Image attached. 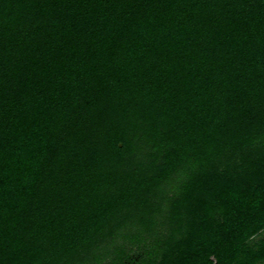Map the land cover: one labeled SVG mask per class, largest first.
<instances>
[{
    "label": "trees",
    "instance_id": "16d2710c",
    "mask_svg": "<svg viewBox=\"0 0 264 264\" xmlns=\"http://www.w3.org/2000/svg\"><path fill=\"white\" fill-rule=\"evenodd\" d=\"M0 264H264V0H0Z\"/></svg>",
    "mask_w": 264,
    "mask_h": 264
}]
</instances>
